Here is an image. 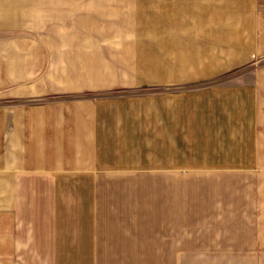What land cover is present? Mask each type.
Listing matches in <instances>:
<instances>
[{
    "label": "crops",
    "instance_id": "obj_1",
    "mask_svg": "<svg viewBox=\"0 0 264 264\" xmlns=\"http://www.w3.org/2000/svg\"><path fill=\"white\" fill-rule=\"evenodd\" d=\"M5 1L1 23L25 26L26 13L19 14L31 4L36 8L31 21L44 38L33 50L34 63L9 57L0 62V99L21 100L0 105V264H142L140 230L58 233L61 196L84 192L76 180L86 179L90 193L107 177L105 142H252V169L206 175L215 179L207 182L213 195L221 190L227 195L223 211L229 218H218L216 198L209 208L214 214L199 223L208 229L198 235V247L168 250L167 256L173 264H264V59L253 63L264 56V0ZM129 19L171 20L146 31L149 78L131 80L152 84L150 97L106 107L95 97L76 98L80 91L130 81L126 72L107 66L110 52L102 56L94 41L79 40L138 33L109 25ZM176 19L182 29L174 27ZM95 20L108 26L94 25ZM176 31L184 36V47L174 53ZM191 41L198 44L197 53H191ZM122 45L115 57L119 67L126 65ZM159 47L165 53L161 59ZM174 55L182 56V73L174 70ZM174 84L188 86L175 93ZM31 97L45 101L27 104ZM64 180L71 181L70 188ZM168 237L164 242L175 241Z\"/></svg>",
    "mask_w": 264,
    "mask_h": 264
},
{
    "label": "rangeland",
    "instance_id": "obj_2",
    "mask_svg": "<svg viewBox=\"0 0 264 264\" xmlns=\"http://www.w3.org/2000/svg\"><path fill=\"white\" fill-rule=\"evenodd\" d=\"M3 3L6 1L0 0V10ZM35 10L36 8L28 4L20 11L19 15L23 16L26 13L25 26L3 24L0 19L1 63L6 62L8 57L12 62L13 60L19 62L30 60L34 63L33 50L37 48L39 38H44V35H39L37 22L31 21ZM36 19L38 21V18ZM96 21L94 25L97 23V25L108 26L106 21ZM109 21L113 30L125 26L127 30L137 29L138 33L79 36V40L86 44L94 41L102 56L110 52L111 56H108V59L111 58V63L105 60L107 66H110L113 72L119 70L126 72L127 79L130 81L124 84L118 82V85L114 84L104 90L80 91L75 94V97L78 99L95 97L105 107L124 98L141 102L144 98H149L150 92L154 90L152 84L131 81L136 79V76L139 79L149 78V67L146 64H149L151 36L146 34V31L150 30V27L165 26V23L171 20ZM63 24L66 25V22L63 21ZM182 26L181 19L174 20L175 28L182 29ZM191 26L197 27V22L191 20ZM174 37L176 38L173 46L175 53L183 50L184 36L176 31ZM190 38L197 39L193 35ZM6 43L9 44L7 47ZM120 43L123 44V48H126V65L123 67H119L115 59L120 56ZM190 50L192 54L197 53L198 44L191 41ZM163 54L165 53L159 47L160 59ZM263 59L264 56L255 57L253 63L259 64ZM181 61L183 62L182 56H173L176 73H182L178 70L181 68ZM31 72L34 76V67ZM187 86L188 84H174L171 88L175 90V93H181ZM196 86L197 84H191L192 88ZM19 101L21 100L0 99V105L8 102L17 105ZM25 101L30 105H38L44 102L45 98L31 97ZM252 149V142H105L102 152L104 161L109 162V170L104 172L107 177L100 180L94 192L92 190L90 193L85 192L87 191L86 179L76 180L79 188L83 186L81 190L84 192L61 196L62 211L58 219L61 225H58V233L128 235L135 231L138 233L140 230L143 235L142 264H173L174 260L168 259V250L181 251L184 247L197 248L198 235L207 234L208 228L200 226L199 223L201 220L204 223L209 215L214 214V211L209 208L215 206L212 203L217 201L216 198L220 208L218 218L220 220L223 217L229 218L226 217L228 212L223 211L224 205L227 204V195L222 193L221 189L219 194L213 195V190L209 191L207 184L215 179H208L210 177L206 175L213 174L216 170L220 173L225 169H252L254 167ZM66 183L70 188L71 181L64 180V184ZM209 196L213 197V201L212 199L209 201ZM248 215L250 219L251 213ZM168 236H174L170 240L175 241L164 242L169 240ZM183 236H189L186 242L182 241ZM81 245L82 249L86 250L87 244ZM32 262L33 260H27V264Z\"/></svg>",
    "mask_w": 264,
    "mask_h": 264
}]
</instances>
